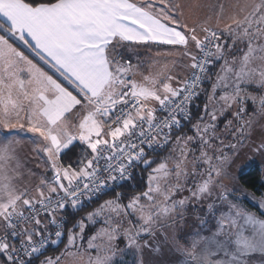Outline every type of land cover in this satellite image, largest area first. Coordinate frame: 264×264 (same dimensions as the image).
I'll return each instance as SVG.
<instances>
[{
    "label": "snow or ice",
    "instance_id": "obj_1",
    "mask_svg": "<svg viewBox=\"0 0 264 264\" xmlns=\"http://www.w3.org/2000/svg\"><path fill=\"white\" fill-rule=\"evenodd\" d=\"M245 148L264 0H0V264H264Z\"/></svg>",
    "mask_w": 264,
    "mask_h": 264
},
{
    "label": "trees",
    "instance_id": "obj_2",
    "mask_svg": "<svg viewBox=\"0 0 264 264\" xmlns=\"http://www.w3.org/2000/svg\"><path fill=\"white\" fill-rule=\"evenodd\" d=\"M82 146L77 144L76 147L72 148V150L68 153V157L65 159L67 160L69 157L71 159H75V156L80 153ZM239 184L246 190L252 192L253 194L260 196L264 193V183L261 180V169L260 166L256 163L250 165L246 170L241 172L238 176ZM143 177L137 176L136 180L132 181V184H137L142 181ZM128 191H132L133 189L129 188ZM140 190V189H135ZM243 203L250 209H254L255 205L250 204L247 201H243ZM68 213L74 212L72 209L66 210ZM80 213H78L79 215Z\"/></svg>",
    "mask_w": 264,
    "mask_h": 264
},
{
    "label": "crops",
    "instance_id": "obj_3",
    "mask_svg": "<svg viewBox=\"0 0 264 264\" xmlns=\"http://www.w3.org/2000/svg\"><path fill=\"white\" fill-rule=\"evenodd\" d=\"M201 3H207L212 2V0H200ZM163 50V49H161ZM33 145L30 141H26L24 147L21 150V156L25 157L27 159L28 167L30 168H36L37 165H40L39 171L42 172L44 168V157L41 155H38L36 153H33L31 151ZM239 159V163L237 162ZM237 159V164L246 165L245 169L249 167L250 165L256 163L260 166L261 169V162L257 156H255L249 149L245 148L242 152L240 157ZM241 159V160H240ZM246 161V162H245ZM261 180L264 183V171H261ZM248 191V190H247ZM249 193H252L248 191ZM253 194V193H252ZM255 195V194H254ZM256 197H259L255 195ZM250 209V208H249Z\"/></svg>",
    "mask_w": 264,
    "mask_h": 264
},
{
    "label": "rangeland",
    "instance_id": "obj_4",
    "mask_svg": "<svg viewBox=\"0 0 264 264\" xmlns=\"http://www.w3.org/2000/svg\"><path fill=\"white\" fill-rule=\"evenodd\" d=\"M153 51H155V49H154ZM161 51H163V50H161ZM240 160H241V159H240ZM237 162L239 163V159H238ZM237 162H235V164L233 165V172H234L235 175L238 176L241 172H243L244 170H246L248 167L245 169V166H246V165L239 164V165H241V167H240V170L237 172V171H236V165H237ZM243 201H247V202H249L250 204L254 205V203H253V201H252L251 199H245V200H243ZM244 205H245V204H244ZM88 210H90V209L85 208L84 211L86 212V211H88ZM79 215H83V213H80ZM125 259H127L128 261H131V260L133 259V257L131 256V254H129L128 256L125 257Z\"/></svg>",
    "mask_w": 264,
    "mask_h": 264
},
{
    "label": "built area",
    "instance_id": "obj_5",
    "mask_svg": "<svg viewBox=\"0 0 264 264\" xmlns=\"http://www.w3.org/2000/svg\"><path fill=\"white\" fill-rule=\"evenodd\" d=\"M119 190V189H118Z\"/></svg>",
    "mask_w": 264,
    "mask_h": 264
}]
</instances>
